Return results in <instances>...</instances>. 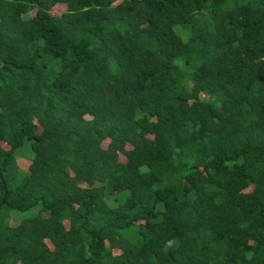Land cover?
<instances>
[{"label":"trees","instance_id":"obj_1","mask_svg":"<svg viewBox=\"0 0 264 264\" xmlns=\"http://www.w3.org/2000/svg\"><path fill=\"white\" fill-rule=\"evenodd\" d=\"M0 144V264H264V0H0Z\"/></svg>","mask_w":264,"mask_h":264},{"label":"rangeland","instance_id":"obj_2","mask_svg":"<svg viewBox=\"0 0 264 264\" xmlns=\"http://www.w3.org/2000/svg\"><path fill=\"white\" fill-rule=\"evenodd\" d=\"M64 10H65V6L63 4H57L53 8H51V10L49 12H50L51 15H54V16L58 17ZM30 15H32V12H30L28 14V16H30ZM176 29H178V27H176ZM1 146L5 147L3 144ZM14 157H15V163H16V166H17V173L19 175L25 174L27 172L26 168H27V166H28V164L30 162V159L32 157V154H31L30 150L28 149V144H23L21 147L16 149L15 152H14ZM118 161L123 163L125 161V158L120 154V155H118ZM9 215L16 216L18 218V220H20V219H23V218L27 217L29 215V213H14V212H10ZM18 220L11 221L10 224L14 225V224H16L18 222ZM112 253L113 254H118L119 252L112 250Z\"/></svg>","mask_w":264,"mask_h":264},{"label":"water","instance_id":"obj_3","mask_svg":"<svg viewBox=\"0 0 264 264\" xmlns=\"http://www.w3.org/2000/svg\"><path fill=\"white\" fill-rule=\"evenodd\" d=\"M4 195H5V190L3 191L2 200H3ZM2 200L0 201V205L2 204Z\"/></svg>","mask_w":264,"mask_h":264}]
</instances>
